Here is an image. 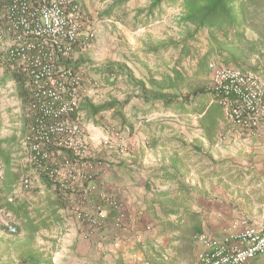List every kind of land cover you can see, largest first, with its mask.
Listing matches in <instances>:
<instances>
[{"label": "crops", "instance_id": "0c3cea01", "mask_svg": "<svg viewBox=\"0 0 264 264\" xmlns=\"http://www.w3.org/2000/svg\"><path fill=\"white\" fill-rule=\"evenodd\" d=\"M1 110L0 105V118ZM25 113L21 110V121ZM3 120L0 139L13 146L9 164L0 157V227H7L0 229V264H196L201 235L233 234L247 224L264 229V121L255 133L224 123L212 144L200 128V136H190L187 123L138 122L133 132L125 128L129 137L122 143H129L128 152L79 172L77 187L86 204L71 193L72 206L64 207V197L43 181L23 146L30 121ZM95 131L89 141L105 140L103 131ZM195 137L216 161L228 163L210 168L209 161L199 162L189 153ZM151 139L157 144L150 145ZM224 140L231 155L219 152ZM227 168L226 174L207 176L212 169ZM24 176L33 183L29 191ZM95 204L105 213L100 223L75 213L76 207L86 212ZM29 220L40 229L23 246L27 235L22 227ZM9 225L20 231L10 233ZM256 264H264V257L256 258Z\"/></svg>", "mask_w": 264, "mask_h": 264}, {"label": "trees", "instance_id": "16d2710c", "mask_svg": "<svg viewBox=\"0 0 264 264\" xmlns=\"http://www.w3.org/2000/svg\"><path fill=\"white\" fill-rule=\"evenodd\" d=\"M131 1L109 0L105 7L98 12L97 17L101 20L112 19L122 22L130 12L126 7ZM71 2L80 7L84 6L83 0H71ZM175 5L181 7L179 25L184 29V34L179 39L161 40L146 46V53L157 57L170 50L176 52V56L171 55V60L165 62V69L162 72L154 73L149 70L146 77L139 78L134 75L130 67L123 63H106L98 66L89 64L91 70H95L102 76L106 86H114L119 78H123L132 93L125 100L111 97L101 102H94L89 95L82 94L78 112L85 114L86 121L101 124L102 114L111 112L112 120L117 121L121 129L127 128L129 132H133L140 120L147 126L154 124L156 120L147 121L145 117L153 113L154 110L162 108L165 111H173L180 118L193 116L207 140L211 144L216 141L222 125L228 124L224 117L223 106L211 87L205 85L195 76L190 77L184 62L190 57H196L195 75L200 73L207 75L211 71L209 64L215 59L225 66H234L242 71L263 72L264 0H150L145 7L136 9L133 16L134 28L151 23L161 15L165 7ZM202 33L205 34V48L203 52L196 54L193 43ZM81 60L83 61V59ZM72 64L79 66V63L75 61ZM0 65L5 69L1 83L13 80L18 98L27 105L30 100L26 86L27 79L5 58L2 52H0ZM92 82L96 85L99 83L97 79H93ZM134 97L139 98L146 106L141 109L132 105L130 111H127L126 107ZM128 112L130 113L127 115ZM179 136L184 137L183 134ZM198 140L195 137L194 143L189 145V153H193L199 162L209 161L210 168L213 163L221 164V166L228 163L225 159L216 161L210 151L203 148ZM157 142V139H151L149 144L155 145ZM12 146L13 144L8 143V140L0 139V157L7 164L10 160L8 149ZM183 149H186V146H183ZM48 150L54 152L55 159L53 161L45 160L39 167L33 164L32 166L39 171L43 181L49 187L54 188L59 198L64 197V201L62 200L64 207L67 203L72 206L67 197L71 193H74L76 199H79L80 205H85L84 191H79L77 185H72V178L62 179L58 171L66 167L68 160L74 168L73 174H77V170L81 172L82 164L96 165L108 162L110 154L93 157L88 153H83L82 150L77 154V151L59 142L50 145ZM229 170V168L212 169L207 176L215 178L218 175L226 174ZM75 213L80 214V218H82L85 211L81 207H76ZM22 228L27 235L26 239H33L40 226L33 220H29L23 224ZM0 229L7 231V227L4 226ZM19 231L20 227L15 233ZM29 244V239L21 243L23 246Z\"/></svg>", "mask_w": 264, "mask_h": 264}, {"label": "built area", "instance_id": "2783aa9c", "mask_svg": "<svg viewBox=\"0 0 264 264\" xmlns=\"http://www.w3.org/2000/svg\"><path fill=\"white\" fill-rule=\"evenodd\" d=\"M92 37V31L84 30L81 7L71 0H0V52L27 79L30 122L22 143L30 163L37 167L55 159L48 147L58 142L77 154L88 152L78 112L87 67L72 62ZM209 67L211 88L223 106L226 122L242 131L257 132L264 121V74L217 60ZM223 138L219 134V139ZM93 166L84 163L81 172ZM73 172L68 160L65 169L58 171L62 179L72 178L76 186L80 174ZM22 182L27 191L33 188L30 177L24 176ZM104 217L102 207L95 204L80 219L97 224ZM8 229L16 231L12 225ZM200 242L196 264H256V258L264 257V229L248 224L233 234L201 235Z\"/></svg>", "mask_w": 264, "mask_h": 264}, {"label": "rangeland", "instance_id": "374dc122", "mask_svg": "<svg viewBox=\"0 0 264 264\" xmlns=\"http://www.w3.org/2000/svg\"><path fill=\"white\" fill-rule=\"evenodd\" d=\"M107 1L109 0H83L84 6H81V10L85 16L83 20L84 30L85 32L92 31L93 37L90 39L89 46L86 49L74 54L75 62L79 63V66L84 65L87 67V79L84 82L83 94L89 95L94 102H101L111 97H115L118 100H125L132 91L123 78H119L114 86H106L102 76L95 70H91L89 64L98 66L106 63H123L130 67L134 75L139 78L146 77L149 70H152L154 73H160L165 69V62L171 60V55L176 56V52L170 50L157 57L153 54L146 53L147 44L161 40L179 39L184 34V29L179 25V17L181 14L180 5L167 6L161 15L157 16L151 23L134 28L133 16L136 13V9L145 7L150 0H132L126 7L127 11L130 12L122 22L112 19L101 20L97 17L98 12L105 7ZM205 41V34H199L198 40L193 43L194 53L197 54L204 51ZM184 64L190 77L195 76L197 79L203 81L205 85L211 87V71L207 75L205 73L195 75L196 57L193 56L186 59ZM4 71V67L0 65V105L2 107V117L0 119L8 122H28L30 121V116L26 110L28 104H24L18 98L15 82L13 80H7L5 83H1ZM260 73L264 74V71ZM93 79H97L99 83L97 85L94 84L92 82ZM211 100L212 97L210 98ZM131 105L146 106L137 97H134L130 105L126 107L127 111H130ZM21 110L26 111V116L22 121L19 118ZM80 118L86 131L85 141L89 155L93 157L104 154L114 156L128 152L127 145L129 147V143H122V141L126 142V139L129 137L128 132H126V129H121L117 121L112 120L111 112L102 114L100 118L102 121L101 124L86 121L84 113H80ZM145 118H147V121L160 120L164 123L177 124V126L187 123L189 124L190 136L193 132L197 135L200 134V129L195 119L190 115L185 118H180L173 111H165L159 108ZM139 122L142 121L140 120ZM92 126L96 128L95 130L105 133V140L100 139L97 142L89 141L88 136H90V133H94L95 135L97 133L92 128L90 129ZM225 140L227 139L225 138ZM225 140L222 141L219 152L228 156L234 151H230L226 147L227 143H225ZM239 144L241 145V143ZM233 147L238 150L237 146ZM215 149L213 150L217 151V148ZM256 212L259 213V211Z\"/></svg>", "mask_w": 264, "mask_h": 264}]
</instances>
